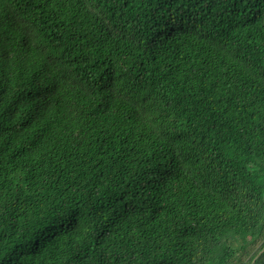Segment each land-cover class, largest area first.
I'll list each match as a JSON object with an SVG mask.
<instances>
[{"label":"trees","instance_id":"trees-1","mask_svg":"<svg viewBox=\"0 0 264 264\" xmlns=\"http://www.w3.org/2000/svg\"><path fill=\"white\" fill-rule=\"evenodd\" d=\"M0 264H264V0H0Z\"/></svg>","mask_w":264,"mask_h":264},{"label":"snow or ice","instance_id":"snow-or-ice-1","mask_svg":"<svg viewBox=\"0 0 264 264\" xmlns=\"http://www.w3.org/2000/svg\"><path fill=\"white\" fill-rule=\"evenodd\" d=\"M2 86H3V85H2V84H0V88H2Z\"/></svg>","mask_w":264,"mask_h":264}]
</instances>
